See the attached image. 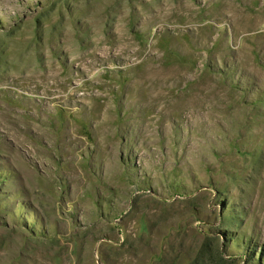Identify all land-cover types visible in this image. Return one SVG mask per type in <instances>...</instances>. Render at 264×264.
Instances as JSON below:
<instances>
[{
  "label": "rangeland",
  "instance_id": "374dc122",
  "mask_svg": "<svg viewBox=\"0 0 264 264\" xmlns=\"http://www.w3.org/2000/svg\"><path fill=\"white\" fill-rule=\"evenodd\" d=\"M0 264H264V0H0Z\"/></svg>",
  "mask_w": 264,
  "mask_h": 264
}]
</instances>
